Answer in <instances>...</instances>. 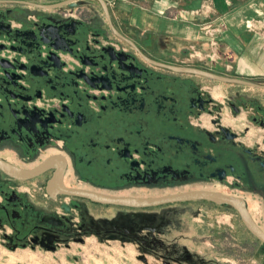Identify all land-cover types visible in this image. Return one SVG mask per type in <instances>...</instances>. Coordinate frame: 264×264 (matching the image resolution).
<instances>
[{
  "label": "flooded vegetation",
  "instance_id": "1",
  "mask_svg": "<svg viewBox=\"0 0 264 264\" xmlns=\"http://www.w3.org/2000/svg\"><path fill=\"white\" fill-rule=\"evenodd\" d=\"M77 20L85 22L83 37L93 53L110 51L122 60H115L114 65L125 66L127 62L131 72L115 80L112 89L87 86L78 96L73 95L75 87L67 89L72 99L60 135L30 141L23 147L14 135L4 136L0 143L3 159L33 169L60 153L67 161L64 175L76 183L69 187L108 195L156 197L214 191L242 197L264 229L263 217L258 219L253 211L255 206L264 209V135H250V125L239 117L245 110L249 112L247 121L264 129V103L244 94L220 100L204 85V80L216 79L177 71L172 66L187 65L164 63L146 36L129 39L95 25L89 18ZM211 66L189 67L211 71ZM55 81L42 84L41 89L51 94L55 106L61 108L59 92L63 89ZM86 96L90 97V105L80 107L78 99ZM225 108L231 111L229 117L223 112ZM51 170L63 172L49 167L27 180L12 179L1 172L4 193L0 196V230L10 249L24 248L28 240L50 248L46 239L65 233L64 229L78 222L70 213L75 207L79 208V216L84 214L79 203L62 201L59 207L64 213L56 210V201L62 196L92 205H110L88 197L44 195ZM33 180L37 186L32 198L25 184ZM144 191L164 194H137ZM152 207L156 206L126 208Z\"/></svg>",
  "mask_w": 264,
  "mask_h": 264
},
{
  "label": "water",
  "instance_id": "2",
  "mask_svg": "<svg viewBox=\"0 0 264 264\" xmlns=\"http://www.w3.org/2000/svg\"><path fill=\"white\" fill-rule=\"evenodd\" d=\"M66 3L42 5L40 8L52 10ZM102 4L106 8L103 0ZM36 17L20 19L10 15L9 11L0 10V143L4 136L10 134L15 136L21 147L30 141L60 135L65 127V112L69 111L68 103L72 99L67 89L75 87V96L85 93L87 86L112 89L115 80L131 72L127 62H124L125 66H115L114 61L118 57H114L110 51L103 50V54L96 55L86 46L84 21L45 12ZM172 67L179 72L200 74L225 83L264 88V84L253 80L201 68ZM53 81L63 89L59 92L63 108L56 107L51 94L41 89L42 84ZM89 98H79V106L90 105L87 101ZM64 107H68V110ZM74 115L75 112L72 117ZM48 166L49 159H46L31 170H24L0 157V172L12 179H33L43 174ZM62 175L63 172H56L48 181V186L59 182ZM2 182L0 173V196L4 193ZM57 195L88 197L103 204L135 208L209 201L236 210L250 233L264 243V229L253 218L245 199L222 192L188 191L156 197H130L65 186ZM64 205L68 210L69 206Z\"/></svg>",
  "mask_w": 264,
  "mask_h": 264
},
{
  "label": "rangeland",
  "instance_id": "3",
  "mask_svg": "<svg viewBox=\"0 0 264 264\" xmlns=\"http://www.w3.org/2000/svg\"><path fill=\"white\" fill-rule=\"evenodd\" d=\"M261 17L247 20L246 25L252 33L264 36V26H260L264 17ZM218 46L216 38L215 51L209 56L219 63L212 65L211 71L238 77L218 59ZM244 77L264 84L262 75ZM204 85L220 100H227L223 96L236 99L244 94L248 99L264 101L261 88L217 80H204ZM223 112L227 117L231 115L229 108ZM247 115L249 112L243 110L239 117L241 122L250 125V135H264V129L247 121ZM137 194L155 196L164 192ZM63 200L82 206V216H79V208L73 207L70 213L78 222L64 229L65 233L46 239L50 248L28 240L24 248L12 250L0 230V264H264V243L250 233L236 210L225 205L198 200L131 209L92 205L62 196L56 201L59 213H64L59 207ZM253 211L261 218L255 209Z\"/></svg>",
  "mask_w": 264,
  "mask_h": 264
},
{
  "label": "crops",
  "instance_id": "4",
  "mask_svg": "<svg viewBox=\"0 0 264 264\" xmlns=\"http://www.w3.org/2000/svg\"><path fill=\"white\" fill-rule=\"evenodd\" d=\"M103 1L106 8L102 0H0V10L9 11L10 15L20 19L38 16L39 12L64 14L77 19L89 18L95 21V25L122 33L129 39H143L146 36L145 39L153 43L157 56L169 65L219 63L209 56L210 52L215 51L213 41L218 38L217 57L231 68L233 76H264V36L258 32L252 33L246 25L249 19L264 17V0ZM58 3L66 4L52 10L40 8ZM260 26H264V23H260ZM0 157H4L1 152ZM48 159V167L63 171V175L59 182L50 184L51 187L47 184L43 193L57 198L65 186L76 183L64 175L67 161L62 154ZM21 166L31 170V167ZM55 173L56 170H51L48 179H52ZM36 186V180L25 184L30 196ZM253 209L263 217L261 222L264 223V209L258 206Z\"/></svg>",
  "mask_w": 264,
  "mask_h": 264
}]
</instances>
